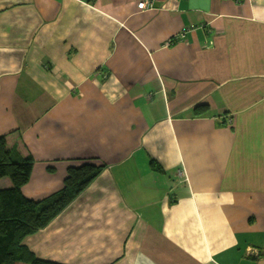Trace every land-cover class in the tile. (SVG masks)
Segmentation results:
<instances>
[{
    "label": "crops",
    "instance_id": "obj_1",
    "mask_svg": "<svg viewBox=\"0 0 264 264\" xmlns=\"http://www.w3.org/2000/svg\"><path fill=\"white\" fill-rule=\"evenodd\" d=\"M0 0V136L59 264H264V0ZM151 161L162 167L152 168Z\"/></svg>",
    "mask_w": 264,
    "mask_h": 264
},
{
    "label": "trees",
    "instance_id": "obj_2",
    "mask_svg": "<svg viewBox=\"0 0 264 264\" xmlns=\"http://www.w3.org/2000/svg\"><path fill=\"white\" fill-rule=\"evenodd\" d=\"M0 136V264H59L38 258L25 239L45 229L102 174L105 165L85 162L68 169L64 187L41 201L27 198L23 187L30 181L34 160L18 145ZM155 171L162 167L151 161Z\"/></svg>",
    "mask_w": 264,
    "mask_h": 264
},
{
    "label": "built area",
    "instance_id": "obj_3",
    "mask_svg": "<svg viewBox=\"0 0 264 264\" xmlns=\"http://www.w3.org/2000/svg\"><path fill=\"white\" fill-rule=\"evenodd\" d=\"M152 8V2L150 0H142L138 3L139 10H146Z\"/></svg>",
    "mask_w": 264,
    "mask_h": 264
},
{
    "label": "rangeland",
    "instance_id": "obj_4",
    "mask_svg": "<svg viewBox=\"0 0 264 264\" xmlns=\"http://www.w3.org/2000/svg\"><path fill=\"white\" fill-rule=\"evenodd\" d=\"M25 243V242H24Z\"/></svg>",
    "mask_w": 264,
    "mask_h": 264
}]
</instances>
